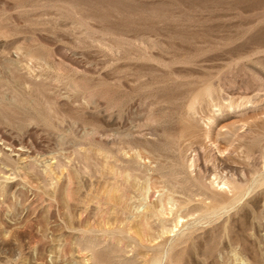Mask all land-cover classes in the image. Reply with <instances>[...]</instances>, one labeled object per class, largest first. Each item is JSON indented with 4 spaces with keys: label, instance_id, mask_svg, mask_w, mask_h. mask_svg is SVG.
Wrapping results in <instances>:
<instances>
[{
    "label": "rangeland",
    "instance_id": "rangeland-1",
    "mask_svg": "<svg viewBox=\"0 0 264 264\" xmlns=\"http://www.w3.org/2000/svg\"><path fill=\"white\" fill-rule=\"evenodd\" d=\"M260 174L264 0H0V264H264Z\"/></svg>",
    "mask_w": 264,
    "mask_h": 264
},
{
    "label": "bare ground",
    "instance_id": "bare-ground-1",
    "mask_svg": "<svg viewBox=\"0 0 264 264\" xmlns=\"http://www.w3.org/2000/svg\"><path fill=\"white\" fill-rule=\"evenodd\" d=\"M209 89V88H208ZM209 91V90H208ZM212 96V95H211ZM257 99V98H256ZM203 100V99H202ZM209 100V99H208ZM206 101V100H205ZM248 103H254V102H251L250 100L248 101ZM250 104V105H251ZM249 105V106H250ZM239 137V136H238ZM241 140H243L242 138H241ZM196 155V154H195ZM251 157H252V154H250L249 152H247L246 153V159H251ZM192 158V157H191ZM207 162V161H206ZM213 162V161H212ZM210 164V163H209ZM194 166V160H191V162H190V165H189V167L191 168V167H193ZM193 169V168H192ZM190 171V170H189ZM194 172V171H193ZM263 172V171H262ZM261 172V173H262ZM191 173V172H190ZM244 174V173H243ZM256 174V173H255ZM260 175H264V174H260ZM245 176V175H244ZM258 177V176H257ZM260 177V176H259ZM226 178V177H225ZM223 180V179H222ZM220 181H221V179H220ZM171 182V181H170ZM264 183V178H255L254 177V179L251 181V184L249 185V186H247V188H245L244 187V185L243 184H241V183H239V182H236V181H233V180H231V181H227V182H222L221 184H220V182H219V184L220 185H222V186H227L229 189H230V187L229 186H232V190L230 189V192H232L233 193V195H232V199H231V201L230 202H228L229 204L227 205V206H223V207H221V208H219V209H217L216 211H214L213 212V214L214 215H216V216H219L220 214H222V213H227L229 210H231L234 206H236L237 204H238V202L243 198V197H245V196H247V195H249L250 194V192L251 191H253L257 186H259L260 184H263ZM210 184H212V183H210ZM219 184H218V186H219ZM261 186V185H260ZM211 188H213V186L211 185ZM227 189V188H226ZM204 194V193H203ZM207 194V193H206ZM207 197V196H206ZM217 197H219V198H223L224 197V195L223 194H221V193H218L217 191H210V193L208 194V198H206V199H209L210 200V204H212V203H216L217 202ZM167 201V200H166ZM169 203V202H168ZM172 203V202H171ZM167 204V203H166ZM225 204H227V203H225ZM221 205V204H220ZM159 206V205H158ZM161 206V205H160ZM181 208V207H180ZM161 209V208H160ZM203 209V208H202ZM164 210V209H163ZM169 210V209H168ZM157 211V210H156ZM169 212V211H168ZM206 212V211H205ZM155 213V212H154ZM162 213H163V211H162ZM172 213V212H171ZM164 214V213H163ZM176 214V213H175ZM157 215V214H156ZM171 215V214H170ZM158 216H159V214H158ZM169 216V215H168ZM178 216V215H177ZM182 215H180V217H181ZM192 216H193V214H192ZM163 217V216H162ZM212 217H214V216H212ZM174 218V217H173ZM184 218V217H183ZM190 218V217H189ZM188 218V219H189ZM182 219V218H181ZM193 219H194V217H193ZM163 220V219H162ZM192 220V219H191ZM140 222V221H139ZM166 222V221H165ZM203 222V221H202ZM199 223V222H198ZM161 224V223H160ZM165 224V223H164ZM197 224V223H196ZM200 224V223H199ZM179 225H181V221H180V219H179V217H176V219H174V226H173V228L175 229V228H177ZM190 225V224H189ZM195 225V224H194ZM201 225V224H200ZM163 228V227H162ZM161 228V229H162ZM173 228L170 230V232H174V230H173ZM179 228V227H178ZM167 229H168V227H167ZM190 229V228H189ZM184 231V230H183ZM186 233V232H185ZM172 240V239H171ZM92 247V246H91ZM166 254V253H165ZM162 257V256H161ZM124 263V262H123ZM162 263H164L163 262V257L162 258H160V259H157V260H155L152 264H162Z\"/></svg>",
    "mask_w": 264,
    "mask_h": 264
}]
</instances>
